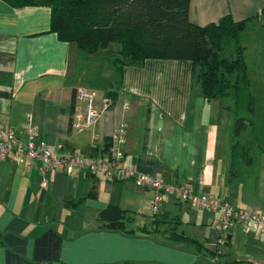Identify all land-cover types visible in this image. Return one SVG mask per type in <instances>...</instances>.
Segmentation results:
<instances>
[{
	"label": "crops",
	"instance_id": "0c3cea01",
	"mask_svg": "<svg viewBox=\"0 0 264 264\" xmlns=\"http://www.w3.org/2000/svg\"><path fill=\"white\" fill-rule=\"evenodd\" d=\"M263 9L264 0H190L188 17L202 27L227 14L243 20ZM254 27L264 31V21L249 30ZM49 28V8L13 9L0 1V122L23 140L29 115L57 155L82 157L90 156L92 148L103 150L123 126L126 166L264 215V95L253 96V130L242 135L243 144L251 147V163L241 165L233 177L230 102L203 98L190 61L148 59L142 67L125 66L115 102L95 125L75 133L70 131L74 92L94 93L100 112L105 95L116 89L110 54L119 50L100 58L101 50L83 56ZM95 62L101 63L98 70ZM106 64L113 68V78L102 70ZM103 72L105 79L99 76ZM77 107L82 102L75 101ZM151 198L132 180L86 176L79 169L70 175L41 174L37 161L19 162L11 154L0 161V264H256L261 258L264 237L245 236L239 227L228 233L225 245H235L234 253L217 250L218 234L210 228L214 214L175 195L161 204L158 214L179 217L180 234L185 235L179 232L183 225L196 229L195 236H185L201 245L200 253L193 245L158 234L126 235L105 228L100 213L113 207L135 216L136 228L151 231Z\"/></svg>",
	"mask_w": 264,
	"mask_h": 264
},
{
	"label": "trees",
	"instance_id": "16d2710c",
	"mask_svg": "<svg viewBox=\"0 0 264 264\" xmlns=\"http://www.w3.org/2000/svg\"><path fill=\"white\" fill-rule=\"evenodd\" d=\"M0 1L13 9L49 8V32L54 33L60 42L75 45L80 55H93L110 44H118L119 56L111 61L117 75L116 89L105 95L110 104L116 100L125 66L142 67L148 59L190 61L192 77L199 84L203 98L230 102L227 109L233 115L231 177L236 176L241 165L251 163V147L243 144L242 135L253 130L255 99L250 89L242 36L264 21V9L243 20L227 14L217 23L201 27L189 20L190 0H141L142 25L133 15L134 4L139 0ZM74 103L75 92L71 117ZM107 143L101 151L92 148L90 156L103 158ZM85 174L90 176L92 173ZM80 203L73 202L72 206ZM100 217L107 223V230L121 231L126 235H134L137 231L146 235L158 234L172 242L193 245L198 253L201 251L197 241L177 232L181 225L177 216L154 215L151 231L136 228L135 216L113 207L102 211ZM129 225L135 227L129 230Z\"/></svg>",
	"mask_w": 264,
	"mask_h": 264
},
{
	"label": "built area",
	"instance_id": "2783aa9c",
	"mask_svg": "<svg viewBox=\"0 0 264 264\" xmlns=\"http://www.w3.org/2000/svg\"><path fill=\"white\" fill-rule=\"evenodd\" d=\"M94 99L95 94L85 89L78 88L75 91V101L82 102L83 107L74 108L71 117L73 132L77 133L95 125L101 113L110 107L108 99H104L102 110L99 112L94 106ZM27 119L29 123L23 132V140L13 128L0 122V161H5L13 154L19 162L37 161L41 174L57 171L70 175L75 169H79L84 173L102 174L108 180H132L138 188L151 192L149 207L153 215L160 212L161 204L168 197L175 195L180 202L214 214L211 225L218 234V246L227 245L228 233L235 227H239L245 236L264 237V215L233 206L192 186H173L160 178L141 174L132 166H126L123 163L122 150L125 141L123 126L110 136L105 156L95 159L91 156L57 155L53 148L40 138L37 127L31 125V116L28 115Z\"/></svg>",
	"mask_w": 264,
	"mask_h": 264
},
{
	"label": "rangeland",
	"instance_id": "374dc122",
	"mask_svg": "<svg viewBox=\"0 0 264 264\" xmlns=\"http://www.w3.org/2000/svg\"><path fill=\"white\" fill-rule=\"evenodd\" d=\"M133 15L135 20L142 25L143 11H142L141 0L135 2L133 7ZM263 36H264V31L261 30L260 27H254V29L247 31L242 36V43L243 46H245L244 57L247 65V73L251 83L250 89L252 95L256 97L264 95V87L262 86V81H264V43L262 42ZM260 40H261V44L259 43ZM114 50H120L118 44L115 43L110 44L109 47L106 49V51L102 49L100 51L101 53H99L96 56V58H100L101 56L110 53V51H114ZM110 55H111L110 59H114L119 56V53L115 52L114 54H110ZM95 63L96 65L95 64L93 65V69L98 70L101 67V63L100 62H95ZM103 68L106 69L107 72L108 71L111 72L112 78L115 76V73L111 65L109 64L103 65L102 70ZM99 76L105 79L104 76H108V75L105 74V72H103L102 74L99 73ZM259 107H261L260 103L258 104L257 108ZM210 228L215 233L214 231L215 229L212 227V225H210ZM179 232H183L185 235H190V236L196 235V229H193L187 225L180 226ZM217 239L218 238H216L215 244L217 250H219L220 252L231 254V252L234 253V251L237 249L235 245H232V247L218 246ZM231 259L228 260L226 258L225 261H230ZM256 264H264V248L261 249V258H259Z\"/></svg>",
	"mask_w": 264,
	"mask_h": 264
}]
</instances>
